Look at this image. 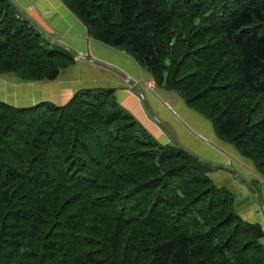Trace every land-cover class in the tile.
Masks as SVG:
<instances>
[{"label":"trees","instance_id":"16d2710c","mask_svg":"<svg viewBox=\"0 0 264 264\" xmlns=\"http://www.w3.org/2000/svg\"><path fill=\"white\" fill-rule=\"evenodd\" d=\"M264 178V0H61ZM0 0V74L53 81L72 55ZM212 170L162 144L111 89L0 101V264H264Z\"/></svg>","mask_w":264,"mask_h":264},{"label":"crops","instance_id":"0c3cea01","mask_svg":"<svg viewBox=\"0 0 264 264\" xmlns=\"http://www.w3.org/2000/svg\"><path fill=\"white\" fill-rule=\"evenodd\" d=\"M8 1L42 35L47 49L65 50L74 62L53 81L24 82L13 74H0L1 102L15 107L42 102L62 106L81 90L111 89L117 102L160 143L178 144L215 164L209 178L235 196L242 220L259 224L264 231V178L250 161L216 137L204 117L175 93L156 87L148 90L144 84L153 81L134 59L90 38L61 0Z\"/></svg>","mask_w":264,"mask_h":264},{"label":"water","instance_id":"95a60500","mask_svg":"<svg viewBox=\"0 0 264 264\" xmlns=\"http://www.w3.org/2000/svg\"><path fill=\"white\" fill-rule=\"evenodd\" d=\"M176 145H177L178 147H180L182 150H184L185 152H187L189 155H191L192 157H194L196 160H198V161H200V162H202V163H204V164H206V165H208V166H211V167H217L215 164L210 163V162H208V161L202 159L201 157H199V156L193 154L192 152H190L189 150L185 149L184 147H182V146H180V145H178V144H176Z\"/></svg>","mask_w":264,"mask_h":264},{"label":"built area","instance_id":"2783aa9c","mask_svg":"<svg viewBox=\"0 0 264 264\" xmlns=\"http://www.w3.org/2000/svg\"><path fill=\"white\" fill-rule=\"evenodd\" d=\"M144 85H145V87H146L148 90H152V89L155 87V85H154L153 82H149V83H146V84H144ZM227 164L229 165V161H228Z\"/></svg>","mask_w":264,"mask_h":264},{"label":"rangeland","instance_id":"374dc122","mask_svg":"<svg viewBox=\"0 0 264 264\" xmlns=\"http://www.w3.org/2000/svg\"><path fill=\"white\" fill-rule=\"evenodd\" d=\"M45 41H47L46 38H45L44 42H45ZM54 48H55V49H59V48H57V47H54ZM6 76H8V75H6ZM142 127H143V126H142ZM143 128H144V127H143ZM144 129H145V128H144ZM145 130H146V129H145Z\"/></svg>","mask_w":264,"mask_h":264}]
</instances>
